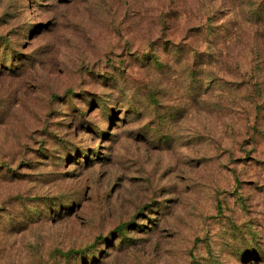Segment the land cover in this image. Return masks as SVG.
<instances>
[{"label":"rangeland","instance_id":"1","mask_svg":"<svg viewBox=\"0 0 264 264\" xmlns=\"http://www.w3.org/2000/svg\"><path fill=\"white\" fill-rule=\"evenodd\" d=\"M0 264H264V0H0Z\"/></svg>","mask_w":264,"mask_h":264}]
</instances>
